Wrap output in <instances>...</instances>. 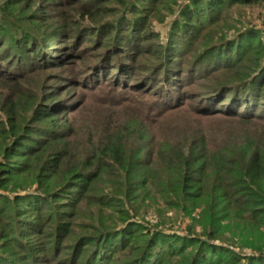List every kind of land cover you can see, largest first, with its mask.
<instances>
[{"label":"trees","instance_id":"1","mask_svg":"<svg viewBox=\"0 0 264 264\" xmlns=\"http://www.w3.org/2000/svg\"><path fill=\"white\" fill-rule=\"evenodd\" d=\"M261 3L0 0V264H264V43L221 26ZM78 85L107 92L77 127Z\"/></svg>","mask_w":264,"mask_h":264},{"label":"rangeland","instance_id":"2","mask_svg":"<svg viewBox=\"0 0 264 264\" xmlns=\"http://www.w3.org/2000/svg\"><path fill=\"white\" fill-rule=\"evenodd\" d=\"M51 1L53 0H49V2ZM36 3H39V2L37 1ZM36 3H35V6H37ZM112 8H119V5H115ZM53 10L54 11H51V15H50L52 17L56 16L54 12H57L60 9L54 8ZM37 13L38 15L36 16L44 18L43 16L44 12H37ZM113 17H114V14H112V16L109 15V17H107L106 20H111V18ZM50 22H51L50 24L52 25L53 21H50ZM171 23H172V18L170 16H167L163 23L157 20L154 21L156 28L161 30L164 37H166V35L168 34L169 29L171 27ZM221 26L222 28H224L223 29L224 30L223 32L225 34L224 36H228V37H233L237 35L239 32L249 30V29L258 30L261 33V37H259V39L263 41L264 43V4L261 3V4H255V5L234 6L230 11L229 16L225 19L224 22H222ZM212 34L213 32L211 33V35ZM88 49L89 50L86 52V54L88 56H91L93 55L92 53L96 51V45H93V44L89 45ZM81 68L85 69L84 65H78L75 62L73 64L66 65L65 67H62L57 70L47 71V74H48L47 78H50L48 79L50 84H55L54 79H51V77H49L51 76V74L61 73L64 76H69L70 74L74 73V74L80 75L81 72H79V69ZM215 77L223 78L221 72H215L214 78ZM37 79H38L37 77H34V80H37ZM210 80H213V79H210ZM68 84H72V82H68L64 84V87L67 86ZM67 90L69 93H71L70 95H72L73 97V99L71 100L73 101V106H74L73 108L75 109L74 111L75 113H72V114H75L73 116H76L75 122L77 124V127L81 124L82 122L81 119L83 115H85L86 113L90 111L97 110L98 107L100 106L105 107L101 103H102V97L107 92V88H102V89H99L98 91L96 90V92L92 95L86 94L84 91L86 89H84V87H80L79 85L70 86L68 87ZM64 95H66V93H64L62 96ZM86 96L88 98L85 99ZM192 102L193 101L191 99L188 101L187 104L192 103ZM228 118L229 117H206L203 119L204 128L208 130L209 132H211L212 136L216 138L215 140H217V142L218 140L220 142H224L222 138L225 137L223 135L224 131L226 130L225 127L231 126V124H228V123L232 122V121L228 122L230 120ZM62 120L63 119L61 118V116H57L54 119V121L57 122V124H64L65 121H62ZM10 195H13V194H10ZM167 210L168 211L164 213V217L166 218L165 223H162V224L160 223L161 222L160 216L153 209H149V211H145V212L143 210V212L141 213V215L138 216L137 219L142 222H146L148 225H151V226L156 227L157 225L161 224L160 226H162V228L178 231L180 233H183V232L186 233L187 228L192 221L191 216L185 215V212L182 210H177V209H172V210L167 209ZM196 214L197 213L195 212L194 215ZM237 250L242 251L247 254L254 252L250 248L240 250V248L237 247Z\"/></svg>","mask_w":264,"mask_h":264}]
</instances>
